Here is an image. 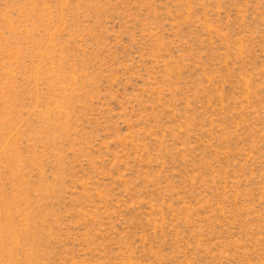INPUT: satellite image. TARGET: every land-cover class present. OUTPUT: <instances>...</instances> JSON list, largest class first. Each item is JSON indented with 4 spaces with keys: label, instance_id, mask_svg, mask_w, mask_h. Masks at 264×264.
I'll return each instance as SVG.
<instances>
[{
    "label": "rangeland",
    "instance_id": "1",
    "mask_svg": "<svg viewBox=\"0 0 264 264\" xmlns=\"http://www.w3.org/2000/svg\"><path fill=\"white\" fill-rule=\"evenodd\" d=\"M0 264H264V0H0Z\"/></svg>",
    "mask_w": 264,
    "mask_h": 264
}]
</instances>
